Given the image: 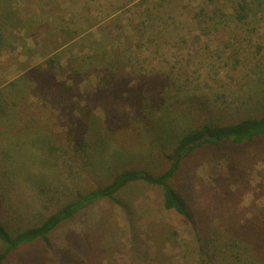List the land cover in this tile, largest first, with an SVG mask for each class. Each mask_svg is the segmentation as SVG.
<instances>
[{
    "label": "rangeland",
    "instance_id": "374dc122",
    "mask_svg": "<svg viewBox=\"0 0 264 264\" xmlns=\"http://www.w3.org/2000/svg\"><path fill=\"white\" fill-rule=\"evenodd\" d=\"M264 118V0H0V222L16 235L203 125ZM86 207L5 264H264V136ZM1 248V243H0Z\"/></svg>",
    "mask_w": 264,
    "mask_h": 264
},
{
    "label": "trees",
    "instance_id": "16d2710c",
    "mask_svg": "<svg viewBox=\"0 0 264 264\" xmlns=\"http://www.w3.org/2000/svg\"><path fill=\"white\" fill-rule=\"evenodd\" d=\"M264 136V118H247L231 125H203L185 135L178 143L173 154L166 155L167 170L161 175H153L146 171H123L107 186L94 190L65 206L56 214L50 216L41 225L29 228L13 235L7 227L0 222V264H5L9 257L23 246L38 241L50 247L49 236L64 223L72 220L77 214L89 205L101 200H108L118 204L116 195L133 183L143 182L163 190V206L167 211H174L187 222L193 217L188 209L184 197L170 184L180 169L184 158L198 149L216 147L224 143L242 145L250 143Z\"/></svg>",
    "mask_w": 264,
    "mask_h": 264
}]
</instances>
